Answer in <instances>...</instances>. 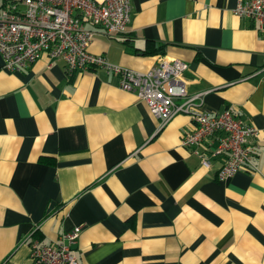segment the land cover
Listing matches in <instances>:
<instances>
[{
    "label": "crops",
    "instance_id": "0c3cea01",
    "mask_svg": "<svg viewBox=\"0 0 264 264\" xmlns=\"http://www.w3.org/2000/svg\"><path fill=\"white\" fill-rule=\"evenodd\" d=\"M239 2L131 0L125 34L87 24L91 52L138 71L183 60L204 111L257 128L255 168L223 181L218 134L181 144L188 114L160 128L101 67L68 76L44 55L10 72L0 53V264H32L33 238L58 242L78 226L79 264H264V40Z\"/></svg>",
    "mask_w": 264,
    "mask_h": 264
},
{
    "label": "built area",
    "instance_id": "2783aa9c",
    "mask_svg": "<svg viewBox=\"0 0 264 264\" xmlns=\"http://www.w3.org/2000/svg\"><path fill=\"white\" fill-rule=\"evenodd\" d=\"M235 14L259 22L264 40V0H240ZM132 17L131 0H0V53L4 69L21 71L42 56L61 59L68 76L89 68L101 67L119 77L121 89L145 101L153 116L165 127L178 114H188L195 128L181 141L193 147L218 134L212 155H224L218 171L223 181L242 168H255L251 140L257 128L238 118L230 109L211 114L203 110V93L190 95L184 80L189 63L161 57L147 71H138L112 63L105 55L91 52L95 30L100 27L109 35L125 34ZM210 156L201 155L210 167ZM82 228L64 232L58 242L41 244L31 241L32 264H79L74 245ZM8 264H11L9 260Z\"/></svg>",
    "mask_w": 264,
    "mask_h": 264
},
{
    "label": "trees",
    "instance_id": "16d2710c",
    "mask_svg": "<svg viewBox=\"0 0 264 264\" xmlns=\"http://www.w3.org/2000/svg\"><path fill=\"white\" fill-rule=\"evenodd\" d=\"M115 35H123V34H115Z\"/></svg>",
    "mask_w": 264,
    "mask_h": 264
}]
</instances>
